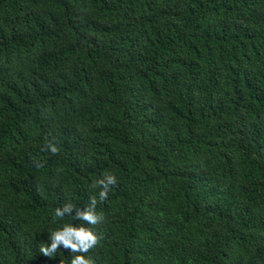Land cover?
<instances>
[{"label":"trees","instance_id":"obj_1","mask_svg":"<svg viewBox=\"0 0 264 264\" xmlns=\"http://www.w3.org/2000/svg\"><path fill=\"white\" fill-rule=\"evenodd\" d=\"M91 197L94 264H264V0H0V264Z\"/></svg>","mask_w":264,"mask_h":264},{"label":"clouds","instance_id":"obj_2","mask_svg":"<svg viewBox=\"0 0 264 264\" xmlns=\"http://www.w3.org/2000/svg\"><path fill=\"white\" fill-rule=\"evenodd\" d=\"M47 149L52 153H58L59 149L55 143H48ZM37 167H42L37 163ZM117 183L115 175L106 172L103 177L95 181L93 188L99 187L100 199H105L111 186ZM97 198L91 197L90 203L87 204L83 210L74 208L71 203H66L62 207L55 209L54 215L58 219H63L64 216H71L73 220L83 221L84 223L73 226L72 223H66L62 227L55 229L48 236L49 243L40 245L39 252L45 257L52 258L62 246L72 253L70 264H94V262L87 258L86 254L93 249L98 243L100 237L95 233L94 226L99 224L103 219L102 214L96 211ZM75 213L73 216L72 213ZM90 225L93 227H87Z\"/></svg>","mask_w":264,"mask_h":264}]
</instances>
